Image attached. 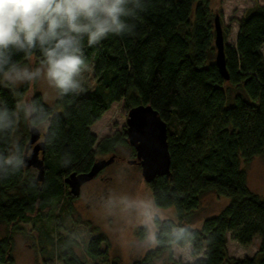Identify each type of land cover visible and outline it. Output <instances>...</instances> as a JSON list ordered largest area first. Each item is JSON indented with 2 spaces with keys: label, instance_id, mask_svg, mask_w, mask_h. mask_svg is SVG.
Returning <instances> with one entry per match:
<instances>
[{
  "label": "trees",
  "instance_id": "16d2710c",
  "mask_svg": "<svg viewBox=\"0 0 264 264\" xmlns=\"http://www.w3.org/2000/svg\"><path fill=\"white\" fill-rule=\"evenodd\" d=\"M214 1L149 0L147 12L133 21L132 34L85 48L95 79L91 89L56 97L54 105L41 101L52 113L55 130L44 144V179L37 180L24 165L0 180V220L9 226L8 234L0 237V264H13L12 234L21 223H34L32 216L50 215L52 209L66 206L63 214H54L57 230V218L72 213L75 196L65 180L71 173L89 171L101 156L129 143L127 118L113 133L99 136L93 130L119 103L127 117L139 104L158 111L167 123L171 156L170 174L155 177L149 187L153 203L172 207L175 216L156 219V246L135 264H151L165 255L174 260V244H190L196 256L193 262L174 264H264V197L248 187L241 165L264 153V5L256 1L238 19L233 44L226 42L229 28L222 26L229 75L225 78L216 63ZM25 93L22 88L21 96ZM0 96L10 107L19 99L3 88ZM24 129L19 139L16 129L12 137L0 141V152L12 141L25 149L30 129ZM209 192L230 202L194 227L191 220ZM61 226L67 233L55 230L50 240L54 257L63 264L106 262L103 234L85 238L74 223V228L64 221ZM228 233L244 246L258 236L255 255L230 256ZM78 237L84 257L75 251Z\"/></svg>",
  "mask_w": 264,
  "mask_h": 264
},
{
  "label": "clouds",
  "instance_id": "9594fccd",
  "mask_svg": "<svg viewBox=\"0 0 264 264\" xmlns=\"http://www.w3.org/2000/svg\"><path fill=\"white\" fill-rule=\"evenodd\" d=\"M148 6L149 0H0V88L19 97L10 107L0 96V141L12 137L23 123L42 130L41 142H49L55 131L53 116L41 101L49 91L58 99L81 93L89 69L85 48L132 34L133 21ZM33 88L40 89V97L29 95ZM24 156L25 149L14 141L0 152V180L20 171ZM100 211L124 225L123 246L133 243L127 229L139 226L145 229L143 243L156 242L150 202L109 196Z\"/></svg>",
  "mask_w": 264,
  "mask_h": 264
},
{
  "label": "rangeland",
  "instance_id": "374dc122",
  "mask_svg": "<svg viewBox=\"0 0 264 264\" xmlns=\"http://www.w3.org/2000/svg\"><path fill=\"white\" fill-rule=\"evenodd\" d=\"M258 1L264 5V0H215L213 6L216 13H219L222 26L229 28V35L226 42L233 44L236 39L238 28V19H240L246 9ZM95 79L93 74L92 63H89V69L84 74V89L87 91L94 86ZM29 95L37 92L41 94L39 88L30 90ZM25 95V94H24ZM56 96L49 91L47 100L49 105H54ZM123 104H115L100 121L93 125V130L103 136L113 133L119 129L125 122L127 115L122 109ZM24 124L21 123L18 128L17 139L25 135ZM121 160L113 161L104 167L93 179L82 186L78 196L71 199L72 213L63 218L59 216V226L55 228V212H64L65 208H54L50 215L42 213L41 216H32L34 223H21L19 228L12 234L13 238V264H63L58 258L54 257L53 245L51 243L52 235L55 230L62 235L67 233V229L61 226L66 223L67 226L73 227V223L79 227L80 236L88 238L95 234H103L106 241L101 244V248H107L108 255L104 264H135L144 258L146 253L156 246L154 244L143 243L145 229L142 226L134 229H127V237L131 243L128 246L121 244V231L124 225L115 217L102 215L100 208L103 200L109 196H126L129 199L148 201L152 204L155 213L154 231L156 232V219L164 220L175 216L172 207H157L152 200L149 183L142 175L140 164L129 163L128 159L135 158L133 146L120 145L114 152ZM111 154L101 156L107 158ZM115 160V159H114ZM125 161V162H124ZM241 165L247 173L248 187L255 193L264 197V153L255 155L250 161H242ZM31 172L37 176L36 167L29 166ZM230 199L226 196L217 195L213 192L206 193L202 196L200 208L191 220V225L198 227L206 217L218 214L228 203ZM62 207V205H61ZM59 210V211H58ZM9 226L0 220V237L7 235ZM78 244L75 251L81 257H84L82 238L78 237ZM260 238L255 236L252 243L244 246L235 240L231 233H228V253L230 256L243 258L252 257L259 248ZM173 259L170 260L166 255L155 259L151 264H174L173 261L182 263L193 262L196 256L192 253L190 244L172 246ZM56 255V254H55ZM48 259V260H47ZM52 259V260H51Z\"/></svg>",
  "mask_w": 264,
  "mask_h": 264
},
{
  "label": "water",
  "instance_id": "95a60500",
  "mask_svg": "<svg viewBox=\"0 0 264 264\" xmlns=\"http://www.w3.org/2000/svg\"><path fill=\"white\" fill-rule=\"evenodd\" d=\"M216 63L223 76L229 78L225 67V40L219 13L215 15ZM167 123L158 111L149 104L131 107L127 117V140L135 149L136 157L128 159L129 163L138 162L142 175L149 183L155 177L170 174L171 156L167 142ZM42 130L30 129V138L25 148L24 165L36 167L37 180L42 181L45 175L44 144ZM115 159L112 154L107 158L97 159L89 171L71 173L65 180L70 192L78 196L84 183L93 179L104 167Z\"/></svg>",
  "mask_w": 264,
  "mask_h": 264
},
{
  "label": "flooded vegetation",
  "instance_id": "af4514ba",
  "mask_svg": "<svg viewBox=\"0 0 264 264\" xmlns=\"http://www.w3.org/2000/svg\"><path fill=\"white\" fill-rule=\"evenodd\" d=\"M114 155H115V160H114V161H117V160H121V159H122V158H120L118 155H116L115 153H114ZM135 157H136V153H135ZM124 162H125V161H124ZM135 164H139V163L136 162ZM100 172H101V171H100ZM100 172H99V173H100ZM89 181H90V180H89ZM89 181H87V182H89ZM87 182H86V183H87ZM84 184H85V183H84ZM84 184H83V185H84ZM81 189H82V188H81ZM95 235H97V234H95ZM95 235H94V236H95Z\"/></svg>",
  "mask_w": 264,
  "mask_h": 264
},
{
  "label": "crops",
  "instance_id": "0c3cea01",
  "mask_svg": "<svg viewBox=\"0 0 264 264\" xmlns=\"http://www.w3.org/2000/svg\"><path fill=\"white\" fill-rule=\"evenodd\" d=\"M237 31H238V28H237ZM236 36H237V33H236Z\"/></svg>",
  "mask_w": 264,
  "mask_h": 264
}]
</instances>
